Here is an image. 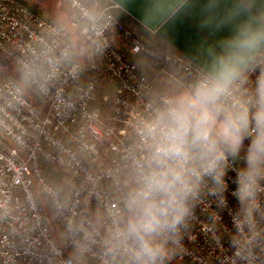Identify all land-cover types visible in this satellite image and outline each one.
I'll use <instances>...</instances> for the list:
<instances>
[{
	"label": "built area",
	"instance_id": "1",
	"mask_svg": "<svg viewBox=\"0 0 264 264\" xmlns=\"http://www.w3.org/2000/svg\"><path fill=\"white\" fill-rule=\"evenodd\" d=\"M61 1L79 25L87 63L77 58L65 24L20 0H0V53L43 102L35 104L14 78L0 76V264H134L131 252L105 238L124 214L122 197L148 154L146 122L171 95L115 46L113 35L156 75L182 85L201 68L134 37L114 15L116 4ZM261 62L264 50L256 57ZM221 168L219 182L200 178L187 198V216L174 231L161 230L158 241L188 264H264V176L240 200L244 155L226 156Z\"/></svg>",
	"mask_w": 264,
	"mask_h": 264
},
{
	"label": "clouds",
	"instance_id": "2",
	"mask_svg": "<svg viewBox=\"0 0 264 264\" xmlns=\"http://www.w3.org/2000/svg\"><path fill=\"white\" fill-rule=\"evenodd\" d=\"M253 34L257 43L248 48L244 41ZM261 50L264 25H245L211 50L201 70L146 122L148 154L122 197L124 214L105 238L131 252L134 264H155L164 254L154 237L183 222L193 187L203 175L219 182L222 162L238 156L245 140L238 196L254 194L257 178L264 176V62L256 63Z\"/></svg>",
	"mask_w": 264,
	"mask_h": 264
},
{
	"label": "crops",
	"instance_id": "3",
	"mask_svg": "<svg viewBox=\"0 0 264 264\" xmlns=\"http://www.w3.org/2000/svg\"><path fill=\"white\" fill-rule=\"evenodd\" d=\"M86 1L93 7L102 6L103 3L116 4L117 7L113 8L114 15L134 37L159 52L182 54L199 68H202L211 50H219L221 44L234 39L245 25H264V0ZM59 2V7H65L71 16L64 21H71L79 31V25L70 8L61 0ZM39 9L40 14L48 19H63L59 17L60 12L51 13L49 9ZM112 39L127 58L138 62L145 75L154 80L157 78V72L154 71L156 69L145 58L132 52L120 34H114ZM257 40V35L253 34L244 41V45L248 48L254 47ZM83 55V60H79L87 63V48Z\"/></svg>",
	"mask_w": 264,
	"mask_h": 264
},
{
	"label": "rangeland",
	"instance_id": "4",
	"mask_svg": "<svg viewBox=\"0 0 264 264\" xmlns=\"http://www.w3.org/2000/svg\"><path fill=\"white\" fill-rule=\"evenodd\" d=\"M31 1L34 2L35 4H37V6H39L43 10L47 11L49 9L51 11V13L60 12L59 17L60 18L63 17V19L59 20L60 22L58 20H56L55 22L65 23V25L68 27L70 38L75 45L76 55H77L78 59L83 60L82 57L84 58L83 53H84L85 48H86V43L82 39V36L80 35L77 28L74 27V24L71 21H69V23L68 22L66 23V21H64L65 19H68L71 16H69V13L65 9V7H59V4H61L59 2V0H31ZM103 5H107V3H103L102 6ZM3 62L4 61L0 60V63H3ZM83 62H85V61H83ZM151 71L153 73V70H151ZM154 71H156V70H154ZM0 76L12 77V78L20 81L22 86H23V90H24L25 94L31 100H33V102H35V104H38L39 106L43 105V102L39 99L34 88L28 82H26L24 80V77L22 76L21 72H19V70L15 66L10 65V68H5V67L1 66V64H0ZM154 84L157 88L169 93L171 96L176 94L180 90V88L183 86L182 84L177 83L176 81H173V80L169 79L167 76L162 75V74L157 75V78L154 80ZM247 143H248L247 140H245L244 147L242 148V150L240 152L243 155H244V152L246 150ZM245 165H246V163H245ZM53 172H54V170L50 171V173H53ZM66 176H68V174L65 172L64 177H66ZM55 237L57 238L58 242L60 244H62V239L59 238L58 232H55ZM154 239L158 241L157 235L154 237ZM167 251H169V250L165 249L164 254L166 253L165 255L169 256V253ZM181 263L188 264V263H185L183 261H181Z\"/></svg>",
	"mask_w": 264,
	"mask_h": 264
},
{
	"label": "trees",
	"instance_id": "5",
	"mask_svg": "<svg viewBox=\"0 0 264 264\" xmlns=\"http://www.w3.org/2000/svg\"><path fill=\"white\" fill-rule=\"evenodd\" d=\"M21 2H23L25 5H27L31 10H33V11H35V12H37V13H39L40 14V9H39V7L37 6V4H35L34 2H32L31 0H20ZM0 56L1 57H3L4 59H5V61L3 62V63H0L1 64V66H3V67H5V68H10V65H13V66H15L12 62H11V60H9L8 58H6L2 53H0ZM16 67V66H15ZM17 68V67H16ZM18 69V68H17ZM20 72V71H19ZM16 80V79H15ZM21 86H22V84H21V82L20 81H18V80H16ZM22 88H23V86H22ZM24 91V90H23ZM25 93V92H24ZM26 95V94H25ZM27 96V95H26ZM28 97V96H27ZM29 98V97H28ZM30 99V98H29ZM31 100V99H30ZM31 101H33V100H31ZM35 103V102H34ZM47 215H48V223H49V225H50V228H51V230H52V232L54 233V235H55V232H58V226H57V223H56V221L53 219V216H52V214L50 213V211L47 209ZM155 240V239H154ZM155 242L159 245V246H161L160 245V243H159V241H157V240H155ZM162 247V246H161ZM162 249H163V252H164V248L162 247ZM168 253H169V258H170V260L174 263V264H183V263H181V261H180V259H178L171 251H167ZM166 254V253H165ZM172 257H171V256ZM158 259V258H157ZM159 260V259H158ZM184 262V261H183ZM186 263V262H185Z\"/></svg>",
	"mask_w": 264,
	"mask_h": 264
},
{
	"label": "water",
	"instance_id": "6",
	"mask_svg": "<svg viewBox=\"0 0 264 264\" xmlns=\"http://www.w3.org/2000/svg\"><path fill=\"white\" fill-rule=\"evenodd\" d=\"M0 60L5 61V59L1 56H0ZM158 259L162 264H174L165 254H163L161 257H158Z\"/></svg>",
	"mask_w": 264,
	"mask_h": 264
}]
</instances>
